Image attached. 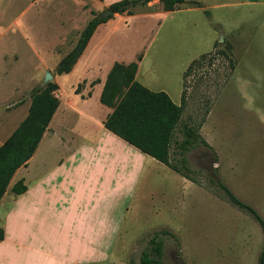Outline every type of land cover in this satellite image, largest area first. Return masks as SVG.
Wrapping results in <instances>:
<instances>
[{"label":"rangeland","instance_id":"374dc122","mask_svg":"<svg viewBox=\"0 0 264 264\" xmlns=\"http://www.w3.org/2000/svg\"><path fill=\"white\" fill-rule=\"evenodd\" d=\"M151 1L100 24L86 56L95 49L105 65L137 62L136 79L166 91L177 103L184 89L183 119L198 126L210 148L196 145L185 154L194 185L147 156L145 163L153 168L143 169L135 190L101 196L88 207L91 218L103 225L104 239L109 237V254L100 264H143L149 239L162 230L173 234L157 238L165 264H258L261 228L249 212L227 200L218 183L264 219V0H184L173 11ZM107 7L98 0H0V104L7 102L5 111L13 107V84L25 108L34 92L58 80L59 57ZM201 54L206 58L185 76L183 88L184 70ZM79 70L80 65L59 75L64 96ZM88 110L96 119L102 113L93 99ZM72 118L69 114L65 122L69 132ZM79 126L95 130L84 121ZM175 139H182L180 130ZM45 146L33 161L34 176L54 170L68 153L55 139ZM52 221L50 215L32 220L29 234L48 240Z\"/></svg>","mask_w":264,"mask_h":264},{"label":"crops","instance_id":"0c3cea01","mask_svg":"<svg viewBox=\"0 0 264 264\" xmlns=\"http://www.w3.org/2000/svg\"><path fill=\"white\" fill-rule=\"evenodd\" d=\"M98 1L101 5L109 6L118 0ZM34 13L36 14V9ZM120 14L122 13H114V15ZM109 20L111 18L106 22ZM91 38L71 71L63 73H73L80 65L75 83L71 85L70 94L64 96L59 83V75L62 74L55 73L58 79L55 81L59 91L58 95L56 91L58 106L33 155L25 165L17 168L0 199V228L3 230V238L0 240V264L103 263L102 261L109 254V237L104 239L103 225L95 221L94 217L91 218L92 214H89L88 207H94L96 199L105 198L101 196L109 197L110 194H124L135 190L133 187H136L143 169L153 168L145 163L149 155L109 131L103 124L112 108L101 103L100 95L113 62L103 64L95 49L86 56ZM1 56L5 61L6 54ZM20 94L19 86L13 84L10 97L12 99H9L13 107L7 112L3 107L7 102L0 104V145L28 113L30 101H27L25 108L23 103L18 104L20 100L16 98ZM168 96L170 97L169 94ZM92 99L102 111L97 119L88 110ZM69 114L70 118L73 117L71 121L73 130L70 132L65 128ZM83 121L93 126L95 130H82L79 125ZM68 133L70 137H67ZM54 139L62 149H68V153L58 158L54 170L32 175L33 161L39 149L47 147L45 143ZM67 146L69 148H66ZM178 174L188 183L190 182V185H194L193 181ZM19 179L23 180L27 189L21 194H16L11 187ZM117 205L119 208L122 206L120 203ZM47 215L54 218L50 224L51 235L48 240L31 236L30 222L32 220L40 222ZM108 216H112L111 208ZM15 222L17 226L13 227L12 224ZM108 228L107 225V233L110 232ZM99 229L102 235H99ZM97 250H101L100 254Z\"/></svg>","mask_w":264,"mask_h":264},{"label":"trees","instance_id":"16d2710c","mask_svg":"<svg viewBox=\"0 0 264 264\" xmlns=\"http://www.w3.org/2000/svg\"><path fill=\"white\" fill-rule=\"evenodd\" d=\"M151 0H118L107 7L114 13L127 12L132 14L131 8L147 5ZM162 10L173 11L176 5L184 0H160ZM106 8V9H107ZM112 14L103 17L94 15L81 30L74 46L58 61L55 73H68L83 53L87 43L97 26L106 22ZM219 53L227 54L222 49ZM206 54L193 59L183 72V88L185 76L194 67L202 64ZM137 62L127 64L114 62L109 70L100 95L101 103L112 108L104 120V126L141 152L164 163L171 169L195 182L194 170L189 166L186 152L196 145L209 147L208 142L194 127L183 119L185 106V90L181 92L180 104L174 103L168 94L162 90L153 91L135 79ZM58 85L54 81L47 84L31 95L28 113L11 135L0 145V199L6 187L21 165H25L33 155L38 143L46 130L57 106L56 91ZM180 130L182 139H175V132ZM174 145V148H173ZM224 191L227 200L249 212L258 222L262 234L263 245L258 255V264H264V219L249 204L241 201L225 184L218 183ZM27 189L22 179L17 180L11 187L16 194ZM169 234L166 230L155 232L149 239L150 249L144 251L141 258L143 264H165L162 260V242L158 235ZM3 230L0 228V240Z\"/></svg>","mask_w":264,"mask_h":264},{"label":"water","instance_id":"95a60500","mask_svg":"<svg viewBox=\"0 0 264 264\" xmlns=\"http://www.w3.org/2000/svg\"><path fill=\"white\" fill-rule=\"evenodd\" d=\"M112 14V10L111 9H105L100 15L103 17H106L108 15Z\"/></svg>","mask_w":264,"mask_h":264}]
</instances>
